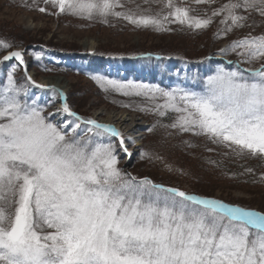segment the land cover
Returning a JSON list of instances; mask_svg holds the SVG:
<instances>
[{
  "label": "rangeland",
  "instance_id": "obj_1",
  "mask_svg": "<svg viewBox=\"0 0 264 264\" xmlns=\"http://www.w3.org/2000/svg\"><path fill=\"white\" fill-rule=\"evenodd\" d=\"M262 67L264 0H0V264H264Z\"/></svg>",
  "mask_w": 264,
  "mask_h": 264
},
{
  "label": "trees",
  "instance_id": "obj_2",
  "mask_svg": "<svg viewBox=\"0 0 264 264\" xmlns=\"http://www.w3.org/2000/svg\"><path fill=\"white\" fill-rule=\"evenodd\" d=\"M8 51H2L1 54H6ZM147 52H144V53H140V54H136V55H125L124 57H127V59H130V58H135V57H139V56H144L146 55ZM164 55V54H163ZM208 56V55H207ZM207 56L203 57V58H206ZM122 57V56H121ZM210 57V56H209ZM208 57V58H209ZM170 58H176L178 59V61H181L179 58L177 57H173L171 56ZM183 59V58H182ZM150 63H153V61H149ZM183 62V61H182ZM187 63V62H186ZM198 63V62H197ZM200 63H204V62H200ZM210 64H212L213 67L217 66V62H210ZM61 67V66H60ZM165 74V73H164ZM176 74V72H175ZM167 75H169V73H167ZM173 75V74H172ZM166 76V75H165ZM171 76V74H170ZM168 76V77H170ZM158 79H163L162 75L161 74H157L154 78L155 81H157ZM154 83H158V82H154ZM161 83L163 84L164 87H166L167 85V81L165 80V78L161 81ZM132 185L134 186H139V183H136V182H132ZM158 185V184H157ZM172 189V188H170ZM175 189V188H173ZM177 189V188H176ZM178 190V189H177ZM182 191V190H181ZM189 194H192L194 196H197L199 198H202V199H209V200H214L212 199L211 197H207V196H202L200 194H196V193H189ZM230 205L232 206H236V207H239V208H243V209H248L247 207H244V206H241V205H238V204H234V203H229ZM196 207V206H194ZM196 209L200 210L201 208L200 207H197ZM206 223L212 227H218V223H219V220L217 219V217H208L207 219H205ZM223 224L221 223L219 227H221ZM255 232V231H254ZM248 242L249 243H254V234L252 233V235L250 236V238H248Z\"/></svg>",
  "mask_w": 264,
  "mask_h": 264
},
{
  "label": "water",
  "instance_id": "obj_3",
  "mask_svg": "<svg viewBox=\"0 0 264 264\" xmlns=\"http://www.w3.org/2000/svg\"><path fill=\"white\" fill-rule=\"evenodd\" d=\"M24 234V218L20 217L14 227V229L10 232V237L14 241H19Z\"/></svg>",
  "mask_w": 264,
  "mask_h": 264
},
{
  "label": "bare ground",
  "instance_id": "obj_4",
  "mask_svg": "<svg viewBox=\"0 0 264 264\" xmlns=\"http://www.w3.org/2000/svg\"><path fill=\"white\" fill-rule=\"evenodd\" d=\"M45 83L47 84V87L58 88L61 89V91L63 89H66V85L63 83V80L61 78L51 77L45 80Z\"/></svg>",
  "mask_w": 264,
  "mask_h": 264
}]
</instances>
